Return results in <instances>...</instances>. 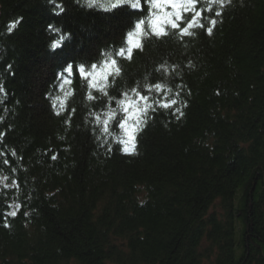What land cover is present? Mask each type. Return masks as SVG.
Returning <instances> with one entry per match:
<instances>
[{
	"label": "trees",
	"instance_id": "1",
	"mask_svg": "<svg viewBox=\"0 0 264 264\" xmlns=\"http://www.w3.org/2000/svg\"><path fill=\"white\" fill-rule=\"evenodd\" d=\"M216 10L212 35L134 37L97 85L181 92L183 115L152 113L127 155L95 119L114 101L59 76L129 47L134 14L0 0V264H264V0Z\"/></svg>",
	"mask_w": 264,
	"mask_h": 264
},
{
	"label": "snow or ice",
	"instance_id": "2",
	"mask_svg": "<svg viewBox=\"0 0 264 264\" xmlns=\"http://www.w3.org/2000/svg\"><path fill=\"white\" fill-rule=\"evenodd\" d=\"M52 2L55 3V0ZM230 2L231 0H85V4L89 8H101L105 11L126 8L134 14V24H130L127 30L129 47H120L113 56L103 61V65L99 62H92L89 65L90 71H87L83 64L76 66L72 62H66L59 78L64 83H70V77H75L77 80L81 77L88 80L91 77L89 87H95L102 96L108 97L109 103L112 101L115 103V107H110L103 114L105 118L102 121L100 116L95 117L98 122L97 127L102 135L112 137V142L117 146V151L122 150L124 154L135 155L137 154L138 136L148 124L152 113L160 109L171 110L175 108L177 114L183 115L179 107L183 103L180 99L181 92L177 91L173 96L160 98L156 95L150 96L148 93L163 91L161 83H155L152 86H146L143 91L132 88L131 95L125 92L122 93L123 98H114L106 90L111 85L106 87H97V85L103 84L105 80L111 81L121 76L122 70L117 58L131 60L134 49L142 50L141 40L134 39V37L151 35L160 39L173 36L183 41L186 37L194 36L198 29L205 30L208 35H212L218 23V20L212 17L213 15L215 17L222 15V12L216 8L222 9ZM56 8L63 11L59 4H56ZM15 27L16 25L13 24L9 26V29ZM55 31L59 32L58 29ZM60 43V40H57L50 47L55 50L60 47ZM97 69H100L99 81L95 78ZM167 91L171 93L172 89L169 88ZM89 99H96V97L90 95ZM113 133L117 134L113 136ZM104 143L107 144L108 141L105 140ZM108 150L111 151L112 149L109 148ZM52 158L56 159L55 156ZM4 179L7 180L8 178L4 177ZM15 186V184L7 185L9 188ZM9 208L18 209V206L9 205ZM7 215L15 217L17 210L9 211Z\"/></svg>",
	"mask_w": 264,
	"mask_h": 264
}]
</instances>
